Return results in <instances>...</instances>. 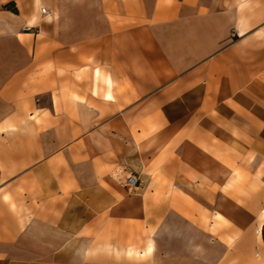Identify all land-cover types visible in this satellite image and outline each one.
<instances>
[{"label": "crops", "instance_id": "0c3cea01", "mask_svg": "<svg viewBox=\"0 0 264 264\" xmlns=\"http://www.w3.org/2000/svg\"><path fill=\"white\" fill-rule=\"evenodd\" d=\"M0 264H264V0H0Z\"/></svg>", "mask_w": 264, "mask_h": 264}, {"label": "built area", "instance_id": "2783aa9c", "mask_svg": "<svg viewBox=\"0 0 264 264\" xmlns=\"http://www.w3.org/2000/svg\"><path fill=\"white\" fill-rule=\"evenodd\" d=\"M30 30V28H28V27H26L25 29H24V31H29ZM137 180L134 178V177H132V176H129L127 179H126V183H125V186L128 188V189H131V188H133V187H135L136 185H137Z\"/></svg>", "mask_w": 264, "mask_h": 264}]
</instances>
